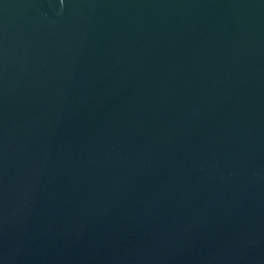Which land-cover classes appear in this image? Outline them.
<instances>
[{"label":"water","instance_id":"water-1","mask_svg":"<svg viewBox=\"0 0 264 264\" xmlns=\"http://www.w3.org/2000/svg\"><path fill=\"white\" fill-rule=\"evenodd\" d=\"M0 264H264V0H0Z\"/></svg>","mask_w":264,"mask_h":264}]
</instances>
